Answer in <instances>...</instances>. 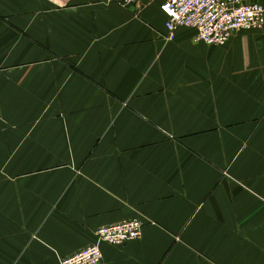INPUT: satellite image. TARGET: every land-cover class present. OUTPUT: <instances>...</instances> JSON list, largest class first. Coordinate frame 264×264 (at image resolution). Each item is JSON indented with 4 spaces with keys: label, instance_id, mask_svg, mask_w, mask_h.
<instances>
[{
    "label": "crops",
    "instance_id": "crops-1",
    "mask_svg": "<svg viewBox=\"0 0 264 264\" xmlns=\"http://www.w3.org/2000/svg\"><path fill=\"white\" fill-rule=\"evenodd\" d=\"M161 5L0 0V264H264V29L169 41Z\"/></svg>",
    "mask_w": 264,
    "mask_h": 264
},
{
    "label": "built area",
    "instance_id": "built-area-1",
    "mask_svg": "<svg viewBox=\"0 0 264 264\" xmlns=\"http://www.w3.org/2000/svg\"><path fill=\"white\" fill-rule=\"evenodd\" d=\"M128 8L139 4L161 2L167 16V40L172 41L177 30L192 28L196 41L209 46H226L240 32L264 29V1L245 0H108ZM144 223L133 219L103 226L96 231L97 238L112 246H123L141 238ZM103 254L98 245L88 246L62 260L61 264H101Z\"/></svg>",
    "mask_w": 264,
    "mask_h": 264
},
{
    "label": "rangeland",
    "instance_id": "rangeland-1",
    "mask_svg": "<svg viewBox=\"0 0 264 264\" xmlns=\"http://www.w3.org/2000/svg\"><path fill=\"white\" fill-rule=\"evenodd\" d=\"M228 45V44H227Z\"/></svg>",
    "mask_w": 264,
    "mask_h": 264
}]
</instances>
